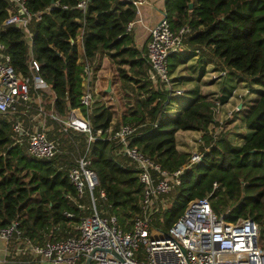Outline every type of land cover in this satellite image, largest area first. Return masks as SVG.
I'll list each match as a JSON object with an SVG mask.
<instances>
[{
	"label": "trees",
	"instance_id": "trees-1",
	"mask_svg": "<svg viewBox=\"0 0 264 264\" xmlns=\"http://www.w3.org/2000/svg\"><path fill=\"white\" fill-rule=\"evenodd\" d=\"M77 1L25 0L33 16L22 26L2 24L13 3L0 0V43L16 73L30 76L31 58L39 64L37 75L52 91L50 103L40 94L46 136L56 144L50 158L30 156L26 135L12 131L17 119L28 129L31 123L27 117L0 113V228L16 220L19 231L17 238L7 241V255L0 264H37L29 256L15 254V247L76 235L75 225L92 212L87 191L77 199L67 178L68 170L81 157L89 161L86 168L96 177L91 191L95 211L114 216L122 230L130 229L133 218L141 214L142 187L134 164L107 135L109 128L122 123L135 127L131 143L166 172L179 169L188 158L176 150L175 132L200 133V158L181 171L178 185L160 196L164 202H156L153 227L166 232L188 201L207 196L214 213L227 212L226 220L254 221L258 243L264 247V0H164L163 14L171 30H186L182 40L185 57L172 53L169 73L197 51L220 61L214 71H225L219 77L217 102L197 93L185 103L177 102L178 95H171L147 75L149 67L134 47L131 31L126 30L136 14L130 2L88 0L82 11L75 7ZM78 31L83 58L94 70L103 55L128 69L140 68L137 76L126 75L118 67L128 89L141 94L120 122H112V112L101 104L80 103L84 72L77 63L74 38ZM238 82L258 89H251L255 96L240 117L249 133L241 135L240 144H234L210 126L215 122V106L227 102ZM37 93L29 89V114L37 112ZM172 107L173 113L167 114ZM22 109L23 103H19L17 110ZM70 109H78L87 119L88 133L64 128L60 120Z\"/></svg>",
	"mask_w": 264,
	"mask_h": 264
},
{
	"label": "built area",
	"instance_id": "built-area-1",
	"mask_svg": "<svg viewBox=\"0 0 264 264\" xmlns=\"http://www.w3.org/2000/svg\"><path fill=\"white\" fill-rule=\"evenodd\" d=\"M9 1L13 5L8 8V16L2 24L19 23L24 26L33 16L27 11L25 0ZM87 1L78 0L75 7L84 11ZM127 1L135 10L145 2ZM52 5L58 3L53 2ZM38 19L39 15L35 14V20ZM131 25L132 21L127 24V31ZM185 31L184 27L171 30L164 14H161L160 19L147 32L144 58L149 67V77L171 92V95H178L181 90L170 87L168 58L182 48ZM74 42L77 46L80 44L81 34L75 35ZM29 66L30 76L16 73L0 43V113L26 116L28 122H32L29 128L24 129L22 121L17 119L12 125V131L26 135V151L30 156L50 158L55 153L56 144L46 136L45 112L42 110L40 94L48 92L51 95L48 100L50 103L52 91L37 75L39 64L31 58ZM82 66L84 75L80 103L89 106L92 104V96L86 83L90 71L88 64ZM217 72L218 79L225 74V71ZM30 88L38 91L34 99L37 109L35 114L28 113ZM19 103L24 106L20 111L17 110ZM48 115L56 118L50 113ZM60 121L64 128L85 133L89 131L88 121L78 109H70L66 118ZM134 131L135 127L125 123L119 124L113 130H107L108 138L116 141L120 152L134 164L137 180L142 187L141 214L133 218L130 229L122 230L114 216L100 215L95 211L91 191L96 185V177L86 168L89 161L81 157L68 170L67 178L77 199H81L87 191L92 212L75 225L76 235L46 241L42 245L25 242L24 245L15 247V254L29 256L37 264H84L87 258V264H264V247L258 243L256 223L250 219L226 220L227 212L214 213L207 196L188 201L182 214L166 232L152 226V216L157 209L156 202L159 200L163 204L164 200L160 196L179 184L181 171L197 162L200 154L191 152L183 166L166 172L131 143ZM99 134L100 130H97L96 135ZM17 140L20 141V138ZM197 141H200V136ZM99 196L103 197L102 191ZM65 215L69 216L68 213ZM18 235L16 220L0 228V237L6 244L10 238H17Z\"/></svg>",
	"mask_w": 264,
	"mask_h": 264
},
{
	"label": "crops",
	"instance_id": "crops-1",
	"mask_svg": "<svg viewBox=\"0 0 264 264\" xmlns=\"http://www.w3.org/2000/svg\"><path fill=\"white\" fill-rule=\"evenodd\" d=\"M163 4H164V0H145L144 3L138 5V7L136 9L135 17L132 20V25L129 29V31H131V33H132L133 45L137 50H139V52L141 53V57L144 59V61H145L144 55L146 52L147 32H148V29L150 27H152L160 19L161 14H163ZM77 34H81V32L78 31ZM143 47H144V49H143ZM186 50L187 49L183 46L178 52H176V56H178L181 59L184 58L185 57L184 53L186 52ZM102 58H107V57L103 55L100 59L102 60ZM219 62L220 61L218 59L210 58L208 55L200 53L198 51L195 53V55H193L189 58H186L183 62H180L170 73V77H171V86L170 87H171V89H180L181 90V93L178 94V97H177L178 101L177 102L185 103L187 100L191 99L197 93L206 95L210 99H213L214 101L217 102L216 98L220 93L221 80L218 79V80H216L217 83L214 82V83L207 84L208 86L216 85V90L213 89L212 90L213 92H210V91H205V84H203V83H206L209 81H204L202 79H203L204 75L208 72L207 70L208 69L214 70V65L219 66L220 65ZM77 63H79L80 65H84L86 63L85 59L83 58L81 46L79 43L77 46ZM145 63H146V61H145ZM88 67H89L90 73H89L88 81L86 84H87L88 91L91 93L92 104H93L94 99H93V91H92V84H93L92 79H93V73L98 70L99 65H98L97 69H95V70H94V68H92L90 66H88ZM210 67H212V68H210ZM139 70H140L139 67H133V68L131 67V69H130L132 74L136 73L137 76H140ZM147 75L150 76L149 70H147ZM201 80L203 83L201 82ZM238 84H246V83H244V82L234 83L233 84L234 89L232 91V94H235ZM251 89H258V86H255V85L249 86L250 93L255 96V94L251 91ZM232 94L228 98L226 103L221 104V105L217 104L215 106V108L219 107V106L220 107H226L228 104H230L229 102H230V99L232 97ZM246 107L243 109H246ZM173 111H174V108L172 107L171 109L169 108L166 111V113L171 114V113H173ZM214 112H215V110H214ZM214 119H216V118H214ZM112 122H114L113 119H112ZM28 123L32 124V122H28ZM214 123H213V125H214ZM213 125H211L210 127L214 128ZM199 134L200 133L196 132V131H187V130L186 131H182V130L176 131L174 134V143H175L176 150L184 153L183 148H181V147L179 148V146L177 144L178 138L180 140L182 137L183 138H185V137H195L196 138V137L200 136ZM239 142H237V143H239ZM6 255H7V244H6V241L0 237V263H2L4 261Z\"/></svg>",
	"mask_w": 264,
	"mask_h": 264
},
{
	"label": "rangeland",
	"instance_id": "rangeland-1",
	"mask_svg": "<svg viewBox=\"0 0 264 264\" xmlns=\"http://www.w3.org/2000/svg\"><path fill=\"white\" fill-rule=\"evenodd\" d=\"M118 67L125 70L126 75H132V72L126 65H117L115 61L102 58V60L100 59L98 70L93 73L92 79L94 104L97 103L107 107L112 112L114 122H120L121 116L127 114L134 107L135 98L141 97V94H137V90L134 89L131 92L128 89L126 83L123 82L118 74ZM207 71L202 80L209 82L203 83L202 80L201 82L205 84V91L213 92V89L216 90V85L208 86L207 84L216 82L219 75L213 69H208ZM129 86L133 87L134 84H130ZM45 95L47 97L45 102H48L51 95L48 92ZM253 97L254 95L250 93L247 83L238 84L235 94H232L230 104L226 107L219 106L215 108L214 118L216 119L214 120L216 121L212 131L215 133L220 131L226 134L232 143L240 144L242 142L239 139L241 135L245 134L247 136L249 133L244 128L240 117L242 116L243 108L250 103L249 100ZM177 144L179 148H183V152L189 157L193 151L199 153L201 141L198 142L197 137H182L181 140L177 139Z\"/></svg>",
	"mask_w": 264,
	"mask_h": 264
},
{
	"label": "water",
	"instance_id": "water-1",
	"mask_svg": "<svg viewBox=\"0 0 264 264\" xmlns=\"http://www.w3.org/2000/svg\"><path fill=\"white\" fill-rule=\"evenodd\" d=\"M188 7L190 8L191 7V3H188ZM88 262V258L85 260L84 264H87Z\"/></svg>",
	"mask_w": 264,
	"mask_h": 264
}]
</instances>
